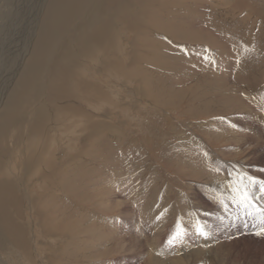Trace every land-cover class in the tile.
Here are the masks:
<instances>
[{
  "label": "rangeland",
  "instance_id": "1",
  "mask_svg": "<svg viewBox=\"0 0 264 264\" xmlns=\"http://www.w3.org/2000/svg\"><path fill=\"white\" fill-rule=\"evenodd\" d=\"M200 1L205 6L179 9L168 24L131 4L136 24L122 28L119 73L86 74L104 102L83 106L89 125L57 131L74 140L50 149L54 168L43 172L50 185L24 183L34 210L24 202L19 222L38 264H141L151 249L138 233L145 216H165L189 232L199 221L215 264V256L225 264H264V193L254 186V207H246L233 203L227 186L239 181L238 172L264 182V54L253 72L254 34L241 26L235 36L236 24L221 25L211 13L217 7ZM152 4L163 6L159 18L174 5ZM145 19L154 25L146 29ZM137 26L145 31H130ZM32 162L17 158V173ZM16 258L0 262L32 263Z\"/></svg>",
  "mask_w": 264,
  "mask_h": 264
},
{
  "label": "bare ground",
  "instance_id": "2",
  "mask_svg": "<svg viewBox=\"0 0 264 264\" xmlns=\"http://www.w3.org/2000/svg\"><path fill=\"white\" fill-rule=\"evenodd\" d=\"M170 1L174 5L159 18L154 14L163 6L149 7L146 4L150 0H0V257L15 261L22 256L27 263L29 259L31 264H38L32 256L27 228L19 222L24 202L25 208L34 210L32 196L22 193L25 180L35 178L39 181L37 189H46L50 177L43 172L54 168L52 157L48 158L50 149L63 147L65 141L73 142L74 134L64 136V129L70 130L80 122L89 125L85 104L104 102L86 74L105 77L111 70L119 73L122 28L136 24L131 4L141 10L142 16L153 13V21L165 24L170 22V15L183 13L179 9L205 6L200 0ZM209 1L217 7L211 11L213 19L217 18L221 25H237L232 30L235 36L240 35L241 26L248 34H254L249 41V61L256 73L255 64L260 65L264 54V0ZM151 19L143 20L146 29L154 25ZM136 30L145 31L141 26L130 31ZM83 63L90 67L82 66ZM84 92L89 100L82 96ZM259 105L264 109L263 98ZM22 157H30L33 164L19 175V166L15 165L17 158ZM145 217L139 219L138 233L151 249L148 253L145 248L146 257L141 264H215L207 238L197 235L195 229L184 230L183 242L170 246L167 241L175 233L173 225L177 222L169 224L165 216ZM188 241L197 245L190 246ZM215 258L218 264H225L223 258Z\"/></svg>",
  "mask_w": 264,
  "mask_h": 264
},
{
  "label": "snow or ice",
  "instance_id": "3",
  "mask_svg": "<svg viewBox=\"0 0 264 264\" xmlns=\"http://www.w3.org/2000/svg\"><path fill=\"white\" fill-rule=\"evenodd\" d=\"M207 51V50H206ZM206 62H212L214 61H208V57H204ZM237 175L239 176V181L236 182L235 180H229L228 181V188L232 190L234 193L232 199L233 203L240 204L243 206H252V201L250 199L251 190L254 186L259 184V191L261 193H264V182H258L256 179H254L252 176H245L244 173L238 172ZM228 176H233L232 172L228 173ZM176 232L169 237L167 243L168 245L172 246L174 244H179L183 242L184 236L186 235V232H184L183 229H181L180 225H176ZM261 232H264V228L261 229ZM195 233L201 237L206 238L207 234L204 232L203 228L199 226V221L196 223L195 227Z\"/></svg>",
  "mask_w": 264,
  "mask_h": 264
}]
</instances>
